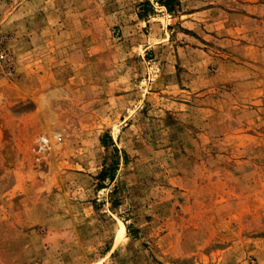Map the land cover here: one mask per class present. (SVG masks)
<instances>
[{
  "label": "rangeland",
  "instance_id": "obj_1",
  "mask_svg": "<svg viewBox=\"0 0 264 264\" xmlns=\"http://www.w3.org/2000/svg\"><path fill=\"white\" fill-rule=\"evenodd\" d=\"M0 36V264H264V0H0Z\"/></svg>",
  "mask_w": 264,
  "mask_h": 264
},
{
  "label": "built area",
  "instance_id": "obj_2",
  "mask_svg": "<svg viewBox=\"0 0 264 264\" xmlns=\"http://www.w3.org/2000/svg\"><path fill=\"white\" fill-rule=\"evenodd\" d=\"M8 38L0 36V83L14 75L15 57L8 47Z\"/></svg>",
  "mask_w": 264,
  "mask_h": 264
},
{
  "label": "trees",
  "instance_id": "obj_3",
  "mask_svg": "<svg viewBox=\"0 0 264 264\" xmlns=\"http://www.w3.org/2000/svg\"><path fill=\"white\" fill-rule=\"evenodd\" d=\"M160 5L166 8L168 12H174L176 6L178 5V0H160ZM102 178L105 179V176Z\"/></svg>",
  "mask_w": 264,
  "mask_h": 264
},
{
  "label": "bare ground",
  "instance_id": "obj_4",
  "mask_svg": "<svg viewBox=\"0 0 264 264\" xmlns=\"http://www.w3.org/2000/svg\"><path fill=\"white\" fill-rule=\"evenodd\" d=\"M123 223V222H122ZM122 228H124V227H122Z\"/></svg>",
  "mask_w": 264,
  "mask_h": 264
}]
</instances>
